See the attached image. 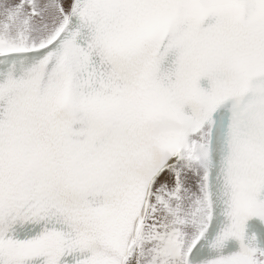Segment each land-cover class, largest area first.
Returning a JSON list of instances; mask_svg holds the SVG:
<instances>
[{"label": "snow or ice", "instance_id": "obj_1", "mask_svg": "<svg viewBox=\"0 0 264 264\" xmlns=\"http://www.w3.org/2000/svg\"><path fill=\"white\" fill-rule=\"evenodd\" d=\"M0 264H264V0H0Z\"/></svg>", "mask_w": 264, "mask_h": 264}]
</instances>
